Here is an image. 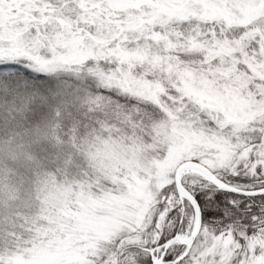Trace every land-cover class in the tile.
Wrapping results in <instances>:
<instances>
[{"label":"snow or ice","instance_id":"obj_1","mask_svg":"<svg viewBox=\"0 0 264 264\" xmlns=\"http://www.w3.org/2000/svg\"><path fill=\"white\" fill-rule=\"evenodd\" d=\"M0 264H264V0H0Z\"/></svg>","mask_w":264,"mask_h":264}]
</instances>
